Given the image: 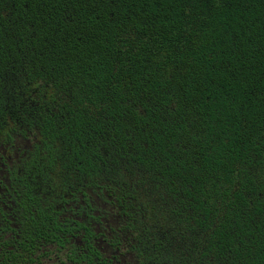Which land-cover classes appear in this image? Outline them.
<instances>
[{"label": "trees", "instance_id": "16d2710c", "mask_svg": "<svg viewBox=\"0 0 264 264\" xmlns=\"http://www.w3.org/2000/svg\"><path fill=\"white\" fill-rule=\"evenodd\" d=\"M0 138L62 264H264V0H0Z\"/></svg>", "mask_w": 264, "mask_h": 264}, {"label": "flooded vegetation", "instance_id": "af4514ba", "mask_svg": "<svg viewBox=\"0 0 264 264\" xmlns=\"http://www.w3.org/2000/svg\"><path fill=\"white\" fill-rule=\"evenodd\" d=\"M31 147L30 140L9 147L0 138V264H62L55 244L49 238L39 239L37 230H31L30 221L36 208L22 201L21 185L39 184L30 180L32 176H28L23 167V159ZM25 192L36 196L42 190L36 187ZM70 208L71 204L65 208V219L70 218ZM50 225L51 229L47 232L43 229V234L51 233L52 220Z\"/></svg>", "mask_w": 264, "mask_h": 264}]
</instances>
